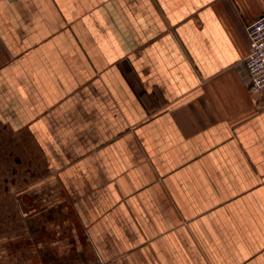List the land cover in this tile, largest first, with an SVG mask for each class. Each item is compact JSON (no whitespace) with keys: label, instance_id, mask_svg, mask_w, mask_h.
Wrapping results in <instances>:
<instances>
[{"label":"crops","instance_id":"0c3cea01","mask_svg":"<svg viewBox=\"0 0 264 264\" xmlns=\"http://www.w3.org/2000/svg\"><path fill=\"white\" fill-rule=\"evenodd\" d=\"M262 14L0 0V126L32 142L38 210L68 230L53 264H264V88L245 67Z\"/></svg>","mask_w":264,"mask_h":264},{"label":"rangeland","instance_id":"374dc122","mask_svg":"<svg viewBox=\"0 0 264 264\" xmlns=\"http://www.w3.org/2000/svg\"><path fill=\"white\" fill-rule=\"evenodd\" d=\"M38 162L29 138L0 126V264H53L58 248L51 250L49 239L68 235L63 226L49 227L53 214L38 210L32 193Z\"/></svg>","mask_w":264,"mask_h":264},{"label":"built area","instance_id":"2783aa9c","mask_svg":"<svg viewBox=\"0 0 264 264\" xmlns=\"http://www.w3.org/2000/svg\"><path fill=\"white\" fill-rule=\"evenodd\" d=\"M251 50L245 59L248 87L251 92L264 88V14L246 25Z\"/></svg>","mask_w":264,"mask_h":264}]
</instances>
